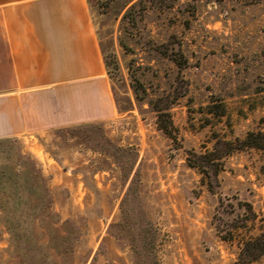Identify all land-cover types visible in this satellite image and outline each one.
I'll use <instances>...</instances> for the list:
<instances>
[{"label":"rangeland","instance_id":"1","mask_svg":"<svg viewBox=\"0 0 264 264\" xmlns=\"http://www.w3.org/2000/svg\"><path fill=\"white\" fill-rule=\"evenodd\" d=\"M88 2L117 114L0 138V174L49 188L31 214L0 187V264H234L264 226V149L216 179L188 159L264 133V0Z\"/></svg>","mask_w":264,"mask_h":264},{"label":"crops","instance_id":"2","mask_svg":"<svg viewBox=\"0 0 264 264\" xmlns=\"http://www.w3.org/2000/svg\"><path fill=\"white\" fill-rule=\"evenodd\" d=\"M88 0H0V138L117 114Z\"/></svg>","mask_w":264,"mask_h":264},{"label":"trees","instance_id":"3","mask_svg":"<svg viewBox=\"0 0 264 264\" xmlns=\"http://www.w3.org/2000/svg\"><path fill=\"white\" fill-rule=\"evenodd\" d=\"M177 63L182 65L179 60H177ZM158 116L167 117L165 122L162 120L158 124L162 131L172 137L174 128L172 121L168 118L169 113H160ZM222 144L225 146L223 151H217L214 148L202 153H195L196 158L194 160L188 159L189 165L198 168L205 178L210 179L213 175L216 179L218 171L222 168L221 157L223 155L247 146L264 149V133L262 131H250L242 139L223 140ZM207 184L211 187V181L208 180ZM0 187L3 199L6 201L3 204H10L14 209L24 207L31 214L46 210L44 202L49 188L45 178L37 168H28L23 171H2L0 174ZM3 204L1 207H3ZM36 219L41 223L42 220L39 217ZM262 254H264V226L257 236L244 242L238 260L234 264L251 262Z\"/></svg>","mask_w":264,"mask_h":264}]
</instances>
